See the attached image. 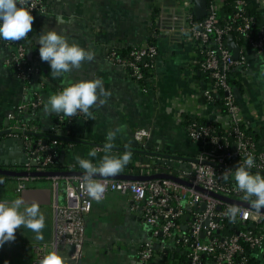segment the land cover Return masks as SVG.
Listing matches in <instances>:
<instances>
[{
	"label": "crops",
	"instance_id": "obj_1",
	"mask_svg": "<svg viewBox=\"0 0 264 264\" xmlns=\"http://www.w3.org/2000/svg\"><path fill=\"white\" fill-rule=\"evenodd\" d=\"M185 1L46 0L47 12L38 13L33 22V48L38 50L39 32L54 28L64 32L70 42L92 50L95 59L86 60L81 68L72 69L56 78L49 75V64L41 60V73L45 77L42 87L36 78L24 81L16 76L5 63L9 51L0 44V130L9 127L11 121L8 115L15 113L20 119L35 123L38 127L36 132L42 135L38 137L52 145L53 139L45 136L58 135L105 144L109 133H114L111 145L131 146L132 141L136 140L135 132L144 128L150 131V136L138 141L140 148L181 157L120 149L106 151L103 146L65 140L54 147L62 166L76 165L79 167L76 170L85 171L79 166L77 157L87 159L99 168L106 155L121 157L125 153L131 154L127 165H146L144 174L177 175L180 169L188 168L190 161L201 152L202 144L190 138L187 124L201 118L219 122L223 126L227 124V117L221 101L208 103L203 94L210 86V78L196 61L195 46L189 39L186 22V10H192L193 4L188 0L191 2L188 8ZM57 15H62L65 22L57 24ZM145 42H154L159 50L156 66L144 84L146 87L127 70L106 58L112 46L126 50ZM246 58L245 68L237 67L231 75L236 81L234 93L245 126L257 136L259 149L264 150V58L251 48L246 49ZM91 78H100L104 88L110 92L109 96L101 97L106 102H97L92 106L90 112L94 119L83 113L63 128L58 127L61 113L45 111L49 96L62 90L68 82ZM37 94L42 100L40 106L20 110L22 104L34 100ZM19 151L16 147L10 150V153L14 152L12 158H20ZM156 163L162 167L169 165L171 171H153ZM117 173L142 174L127 170L126 165ZM9 180L16 184V188L13 186L14 196L6 198L10 203L19 198L20 191H17L18 178L10 177L2 181L7 183ZM48 180L49 186L46 185ZM53 186L52 178L38 177L28 185L51 187L52 190ZM60 186L63 187L62 181ZM133 205L129 195L116 191L96 200L87 218L84 255L78 262L65 259V264H176L174 259L179 247L165 239L162 233L155 236L152 226L142 219L141 207L134 209ZM38 206L46 209H43L46 212L43 215L45 227L41 230L43 239H36V233L30 230L29 234L36 240L30 242L32 246L26 255L29 264H33L35 245L51 242L55 237L56 220L52 205ZM147 242L154 243L157 255L145 263L138 251ZM163 251L169 255L165 257ZM251 258L252 264H264V240L260 248L254 249Z\"/></svg>",
	"mask_w": 264,
	"mask_h": 264
},
{
	"label": "built area",
	"instance_id": "obj_2",
	"mask_svg": "<svg viewBox=\"0 0 264 264\" xmlns=\"http://www.w3.org/2000/svg\"><path fill=\"white\" fill-rule=\"evenodd\" d=\"M190 3L185 1L188 8ZM226 4L227 0H208L207 14L200 19H196L191 8L186 10L187 31L195 46L196 61L210 78V86L203 94L208 103L221 101L227 117V124L220 130L214 125L219 122L201 118L187 124L190 138L202 144L197 158L177 174L191 185L170 178L140 181L94 177L104 186L99 199H104L112 191L129 195L134 202L133 208L141 207L142 219L152 226L155 236L162 233L174 246L183 248L188 260L182 264H203L204 256L209 257L212 264H250L252 252L260 248L264 240V213L225 199L247 200L246 192L238 189L233 175L235 168L249 155L255 159L251 170L264 172V150L259 149L258 141L241 128L247 127L230 82L234 70L246 66V49H254L264 58V25L255 30L258 20L248 9L250 5L256 8L264 19V0H235L233 12L227 15L224 13ZM25 6L34 17L47 12L46 0H26ZM230 34L239 47L237 58L228 45ZM0 44L8 49L5 63L18 78L24 81L36 78L42 87L45 85L39 50L32 46L31 33L20 41L0 40ZM158 56L159 50L154 42L135 44L126 50L112 46L106 53L110 62L127 70L143 85L154 70ZM38 95L29 103L22 104L20 110L40 106L42 100ZM81 115L82 112H77L69 117L61 113L58 119L63 123ZM8 119L11 121L9 128L24 131L21 137L27 160L18 169L28 174L18 178L17 191H21L36 178L29 174L32 171L54 170L59 161L54 146L59 141L53 139L52 145L35 138L31 134L37 131L35 123L24 121L15 113H10ZM149 136L150 131L144 128L134 134L140 142ZM75 168L76 165L63 166L61 170ZM83 177H51L54 183L51 205L56 220L55 237L51 242L35 245L33 264H39V260L52 250L63 257L64 264L65 259L74 262L82 259L87 218L94 202L99 200L81 187ZM61 181L63 187L60 186ZM231 207L237 209L234 218L226 214ZM228 226L237 230L227 233ZM138 254L142 261L150 262L157 255L154 243L144 244ZM163 254L165 257L169 255L167 251ZM175 261L180 264L177 259Z\"/></svg>",
	"mask_w": 264,
	"mask_h": 264
},
{
	"label": "clouds",
	"instance_id": "obj_3",
	"mask_svg": "<svg viewBox=\"0 0 264 264\" xmlns=\"http://www.w3.org/2000/svg\"><path fill=\"white\" fill-rule=\"evenodd\" d=\"M26 0H0V40L20 41L33 31L34 15L25 6ZM56 23L65 22L62 15L55 17ZM39 55L42 61L50 66L49 75L53 78L64 76L72 69L81 68L84 61L95 59V53L87 50L75 42H70L62 31L54 28L39 32L37 38ZM110 95L104 88L100 78L78 79L68 82L59 92L49 96L45 104V111L56 114L63 113L65 116H74L77 112H82L90 119V109L96 105L105 103V99ZM114 133H109L104 145L105 150L111 149V141ZM95 155V153H91ZM131 158L130 153H125L121 157L105 156L99 168L87 159L77 157L79 166L85 170L84 183L81 185L87 193L99 199L104 192V186L95 181L94 175L99 172L104 176L113 175L119 172ZM255 159L249 155L244 163L234 170L233 179L239 190L246 192V198L255 196L253 207L257 210L264 207V176L252 174L250 169L254 166ZM22 187V186H21ZM19 191V189H18ZM24 203L22 198L15 199L10 203L0 201V248L6 242L15 240V232L21 226L31 229L36 233V239H43L42 229L45 227V218L40 213L39 206L33 202L31 206L20 211ZM237 213L235 207L227 210V215L234 218ZM39 264H64V259L55 250L49 251L39 260Z\"/></svg>",
	"mask_w": 264,
	"mask_h": 264
},
{
	"label": "water",
	"instance_id": "obj_4",
	"mask_svg": "<svg viewBox=\"0 0 264 264\" xmlns=\"http://www.w3.org/2000/svg\"><path fill=\"white\" fill-rule=\"evenodd\" d=\"M191 2L193 4L192 13L196 17V19H200L206 16L207 9H208V0H191ZM228 41H229L228 43L229 48L234 53L235 58H237L239 54V47L236 44V42L233 40L232 34L228 36ZM23 132L24 131L20 129L9 128V127L0 130V175H6L9 177L19 178L21 176L28 174V172L18 169L27 160L26 153H25L26 149L23 144V139L22 137H20ZM31 134L35 136H42L40 133H37V132H31ZM45 137L57 139V140L60 139V140H65V141H73L79 144L97 145V146H103V147L105 145L103 143H95V142H91V141H87L83 139H73V138L63 137V136H58V135H47ZM47 142H48L47 140H44V143H47ZM131 144H132L131 146L111 145V149H120V150L129 151V152H136V153L159 154L162 156H168L172 158L181 157V156H177L173 154L164 155V153H156V152H151L148 149H142L139 147L140 143L137 140H133ZM14 147H16L17 150H20L18 152V154L20 155V158H15V159L12 158L14 152L10 153V150H13ZM250 171L256 172L259 174H264V172L262 171H254L251 169ZM29 174L34 177H38V178H51V177H67V176H84L85 171L76 170V169L47 170V171H32ZM94 177L140 180V181L155 179V178H170V179H174L179 182L185 183L187 185H191L190 182L172 173H154V174L115 173L113 175L104 176L103 174L97 172L94 175ZM19 198H22L24 201L22 205H31L33 202H36L38 205H50L52 202V188L51 187H42V188L26 187L20 191ZM225 199L235 204L246 206L253 210L264 213V207L257 210L255 207H253V202L251 201L238 200V199H232V198H225ZM202 208L203 209L205 208V204H203Z\"/></svg>",
	"mask_w": 264,
	"mask_h": 264
},
{
	"label": "rangeland",
	"instance_id": "obj_5",
	"mask_svg": "<svg viewBox=\"0 0 264 264\" xmlns=\"http://www.w3.org/2000/svg\"><path fill=\"white\" fill-rule=\"evenodd\" d=\"M49 184L48 180L46 185L49 186ZM13 186L16 188V184L12 183L11 180L7 183L5 182L3 185L0 184V201H6L7 197L14 196ZM25 208V206H21L20 211L23 212ZM39 209L42 215L46 213L43 211L44 208ZM30 230L31 229L21 226V228H18L15 232V240L6 242L4 246L0 248V264H29L30 260H26V255L31 249L30 246H32L30 242L36 240L29 234Z\"/></svg>",
	"mask_w": 264,
	"mask_h": 264
},
{
	"label": "trees",
	"instance_id": "obj_6",
	"mask_svg": "<svg viewBox=\"0 0 264 264\" xmlns=\"http://www.w3.org/2000/svg\"><path fill=\"white\" fill-rule=\"evenodd\" d=\"M235 8V0H227V4L225 6V10H224V13L225 15L229 14V13H232L233 10ZM249 9V12L251 14H254L256 17H257V26L255 28V30H257L259 27L263 26L264 25V19H263V16L260 14V12L254 8V7H250L248 8ZM235 37H237V34L236 33H233ZM230 82L232 83L233 86H235L236 84V81L235 79L233 78V76H230ZM70 121L68 120H65L63 123H60L59 120L57 122V125L58 127H64L65 125H67ZM216 129L220 130L221 128V125L219 123H214ZM241 128L249 135H251L252 137H254L256 140H257V136H255V134L248 128H245L244 126H241ZM35 138L39 139L40 137L38 136H35ZM58 141L60 142L61 140L58 139ZM59 144V143H58ZM155 167H153V171H171L170 169H168V167L166 166H160V165H154ZM77 168H79L78 166H76ZM54 170H61L63 168L62 164L58 161L57 164L53 167ZM126 168L127 170H130V171H135V172H140L142 174L146 173V165L144 166H135V165H132V164H128L126 165ZM174 173V172H173ZM175 174V173H174ZM177 174V173H176ZM10 177L9 176H6V175H0V182H4V181H7ZM36 179V178H35ZM4 180V181H2ZM5 183V182H4ZM248 201H251L253 202L256 198L255 197H248L247 198ZM227 230V233H233L234 231L237 230L236 227H230L228 226V228L226 229ZM177 259L178 262H180V264L184 263L185 261L188 260L187 256H186V253L184 252L183 248L179 247V251H176V257H175V260ZM179 264V263H177ZM203 264H212V261L210 260L209 257L207 256H204L203 257ZM250 264H252V258L250 257Z\"/></svg>",
	"mask_w": 264,
	"mask_h": 264
}]
</instances>
